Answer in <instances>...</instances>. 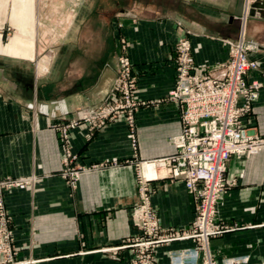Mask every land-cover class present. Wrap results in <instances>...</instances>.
<instances>
[{"label": "crops", "instance_id": "crops-1", "mask_svg": "<svg viewBox=\"0 0 264 264\" xmlns=\"http://www.w3.org/2000/svg\"><path fill=\"white\" fill-rule=\"evenodd\" d=\"M8 1L9 23L19 34L0 47V54L22 52L17 45L24 38L30 51L36 0ZM103 1L95 0L99 12L94 31L88 30L80 46L67 49L60 68L47 77L39 80L36 73L0 62V178L36 177L32 188L3 197L18 264H131L133 249L125 241L138 236L131 218L138 202L134 166L171 154L170 139L181 129L178 105L163 98L174 84L177 41H189L200 74L227 60L223 40H235L244 26L246 39L260 47L249 55L258 69L248 78L262 84L244 123L264 137V6H254L264 0H252L248 15L244 0ZM121 37L137 77L138 98L156 101L155 106L142 107L135 115V155L122 118L89 137L84 125L73 130L76 165L89 170L70 190L59 176L61 152L51 127L77 110L109 100ZM226 175L235 185L221 197L215 222L228 231L210 238L208 249L218 264H264V150L245 161L232 157ZM149 204L164 230H184L192 220L194 201L181 181L151 182ZM193 247L189 240L160 244L152 251L154 264H171V255ZM193 262L182 256V264Z\"/></svg>", "mask_w": 264, "mask_h": 264}, {"label": "built area", "instance_id": "built-area-1", "mask_svg": "<svg viewBox=\"0 0 264 264\" xmlns=\"http://www.w3.org/2000/svg\"><path fill=\"white\" fill-rule=\"evenodd\" d=\"M252 0L243 1V10L248 15ZM120 28L121 24H117ZM120 53L116 57L115 75L108 89L109 100L100 110L83 111L73 118H60L53 126L59 132V144L64 158V177L71 174L67 169L76 163V156L70 150V131L79 125L100 129L107 122L124 118L127 137L133 154L137 151V139L133 112L140 104L134 98L137 77L125 53L126 43L121 37ZM227 46L228 58L222 63L207 67L197 73L191 59V47L187 39L177 41L173 47L175 79L165 99L178 105L181 129L170 139L173 152L152 161L162 174L138 179L139 206L134 210V227L138 236L125 242L133 250L131 264H154L152 251L160 244L173 241L193 242L194 247L182 250L179 256H170L171 264H182V256L194 259V264H218L208 249V240L228 229L215 222L217 207L221 197L235 185L227 179V163L232 157L247 159L264 148V138L245 126V119L251 114L252 105L258 99L262 84L249 80V74L258 69L256 60L250 53L259 50L256 42L247 40L244 26L235 40H223ZM143 103V102H141ZM62 167V168H63ZM92 166L90 169L97 168ZM73 173L79 174L89 168L81 167ZM160 178L181 181L194 201L193 217L184 230H164L150 207L151 182ZM22 182L0 181V264H18L13 260L12 240L7 227L8 214L4 210L3 188L18 186ZM222 264H237L229 260Z\"/></svg>", "mask_w": 264, "mask_h": 264}, {"label": "rangeland", "instance_id": "rangeland-1", "mask_svg": "<svg viewBox=\"0 0 264 264\" xmlns=\"http://www.w3.org/2000/svg\"><path fill=\"white\" fill-rule=\"evenodd\" d=\"M3 1L1 2L3 7L1 6L0 8L1 9L0 11L3 12V14L0 15V47L2 45L6 46L7 44L12 43L11 40L14 38V36L16 34H19L18 30L14 29L9 23L10 2L7 0L4 3ZM96 1H103V0H96ZM109 1L112 2L113 0H104L103 2L104 4H108L107 2ZM119 1H123V0H119ZM97 10L98 9L95 8V0H36L35 17L37 20V26L35 28V38L31 42V47H30L31 50L28 51V39L24 38L22 39V41H20L19 45H17L19 48V51H22V52L16 51V54L13 52H10L9 54L8 53L0 54V62H6L11 65H16V66H19L23 70H28L30 72L36 73L37 78L39 80L43 79L44 77H47L51 69L58 70L60 68L62 61H63L62 55H65V52L67 49L72 48L73 45L75 47L80 46L83 41V38L85 37V34L86 33L88 34L89 31L90 32L94 31L93 28L95 26V20H98V17H96V14H98L99 11ZM117 24H121V21H119ZM118 43H119L118 45H120V40H118ZM116 57L117 56H115L114 58L115 64H116ZM137 91L138 90L136 86L134 98L137 101H139L140 104L135 107V110H132L133 115H134L133 116L134 125H135V115L139 112V110L142 107L155 106V102H156V101H150V102L142 101L141 99L138 98ZM165 96L166 94L163 96V98H165ZM106 102L108 101H105L103 103H106ZM103 103L99 104L98 106H89V107L82 108L80 110H77L70 117H64V118H73L79 113L83 111L93 110V108H95V111L96 110L99 111L100 110L99 108L103 106ZM122 119L124 120V118ZM57 122H55L51 128L57 134L58 146L61 152V161H62L64 158V154L59 144V132L56 131L53 127ZM124 123L126 124L125 120H124ZM78 127H75L74 129L70 131V141H71L72 131ZM86 130L88 132L86 134V137H89L92 132H95V130H98V129H91V131H89L88 128L86 127ZM69 145H70V150H71L70 142H69ZM261 150H264V148ZM254 154H252L251 156H253ZM237 159L241 161L247 160L243 158H237ZM62 167L63 166H61V170L59 172V176L61 180L65 182V184L68 186L70 190H74L76 187L77 181L79 180L83 172L79 174L77 179L73 176V173L76 172V170L80 171L79 169L81 168V166L76 165V163H71L69 166H67V169L69 172H72V173L65 177L62 175L65 171V168L64 167L62 168ZM83 168H86V167H83ZM95 169L96 168H94V170ZM134 172H135L136 188H137V194H138V202L132 211L131 218L133 222H134V218H133L134 210L139 206V203H140L138 179H140V175H142V172L140 169V165L138 163L134 166ZM162 173H159V174H162ZM7 179L13 180V181H20L22 183L18 186H13V187L5 186L2 191V200H3L4 194L9 193L19 188H26V187L32 188L36 182V177L33 175L21 176V177H4V178H0V181L7 180ZM3 205H4V201H3ZM4 210L6 212L5 207H4ZM8 217L9 219H8L7 227L10 231V237L13 242L12 232L9 227L11 218L9 215ZM133 240L135 239H131L130 242L132 243ZM11 251L15 254V250L13 246L11 248ZM14 254H13V259H14Z\"/></svg>", "mask_w": 264, "mask_h": 264}, {"label": "bare ground", "instance_id": "bare-ground-1", "mask_svg": "<svg viewBox=\"0 0 264 264\" xmlns=\"http://www.w3.org/2000/svg\"><path fill=\"white\" fill-rule=\"evenodd\" d=\"M107 73L104 74V76H103V77H105L104 79L109 77V75H107ZM162 172H164L163 169L157 170L154 166H152V164H144L143 163V165H142V174L146 177H152V176L158 175L159 173H162Z\"/></svg>", "mask_w": 264, "mask_h": 264}, {"label": "water", "instance_id": "water-1", "mask_svg": "<svg viewBox=\"0 0 264 264\" xmlns=\"http://www.w3.org/2000/svg\"><path fill=\"white\" fill-rule=\"evenodd\" d=\"M259 5L263 7V6H264V2H262V3H260V4L256 2V4H255L254 6H259ZM114 75H115V73H114L113 76H112V80H113V78H114Z\"/></svg>", "mask_w": 264, "mask_h": 264}]
</instances>
